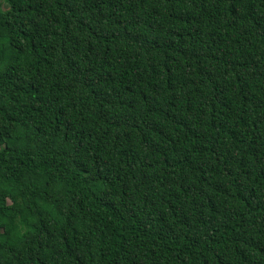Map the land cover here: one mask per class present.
Masks as SVG:
<instances>
[{
  "label": "trees",
  "instance_id": "obj_1",
  "mask_svg": "<svg viewBox=\"0 0 264 264\" xmlns=\"http://www.w3.org/2000/svg\"><path fill=\"white\" fill-rule=\"evenodd\" d=\"M0 264H264V0H0Z\"/></svg>",
  "mask_w": 264,
  "mask_h": 264
}]
</instances>
